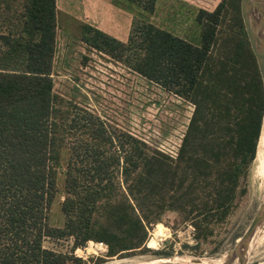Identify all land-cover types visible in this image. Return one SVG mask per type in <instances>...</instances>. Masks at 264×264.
<instances>
[{"label":"trees","instance_id":"1","mask_svg":"<svg viewBox=\"0 0 264 264\" xmlns=\"http://www.w3.org/2000/svg\"><path fill=\"white\" fill-rule=\"evenodd\" d=\"M130 1L154 9L155 0ZM225 2L197 8L199 44L145 19L132 20L125 40L81 24L83 41L192 101L171 158L52 91L54 0H21L11 16L16 29L0 30V264H83L73 250L87 239L103 241L109 256L142 250L164 208L188 220L197 238L226 216L254 155L264 103L238 0H229L237 31L226 36L225 50L210 49ZM63 146V221L53 225L48 213Z\"/></svg>","mask_w":264,"mask_h":264},{"label":"rangeland","instance_id":"2","mask_svg":"<svg viewBox=\"0 0 264 264\" xmlns=\"http://www.w3.org/2000/svg\"><path fill=\"white\" fill-rule=\"evenodd\" d=\"M90 1V5L87 1L84 6H81L82 3L79 5L82 19L75 18V12L68 13L65 6L58 11L60 19L57 25L55 22L50 73L52 91L136 136L148 149L174 158L193 109L192 101L145 78L123 60L83 41L80 37L81 24L88 21L86 9L89 7L96 11L94 14L98 21L95 22L101 30L110 35V32H114L122 40L127 37L132 20L145 19L199 44L201 23L196 20L197 8H209L213 0H155L152 12L142 10L130 0ZM20 3L21 0H0V30L16 29V19L11 16L21 8ZM252 15L254 19L255 16L258 18L257 12H252ZM237 29L235 11L226 0L220 10L214 31L215 42L211 43L210 49L215 53L225 50L226 36ZM262 118L254 155L242 166L244 174H240L233 202L223 219L209 221L211 232L206 237H195L194 227L188 220L182 219L174 209L164 208L155 222L149 225L142 250L138 248L109 256L99 248L95 252L91 249L86 251L87 247L92 246L90 242L86 245L87 240H92L87 239L82 246L74 248L73 254L79 256L83 264H198L191 258L211 259L214 261L211 264H238L232 249L264 199V177L257 173L256 166V155L264 132V116ZM66 156L67 149L63 146L56 164V192L48 213V220L53 225H61L63 221L59 205L64 195ZM263 219L254 226L246 242L243 264H264ZM69 242L68 239L61 240L57 246L64 248ZM44 244L55 247L54 242L49 240H45ZM168 257L175 258L166 260ZM227 258H230L228 262H223Z\"/></svg>","mask_w":264,"mask_h":264},{"label":"water","instance_id":"3","mask_svg":"<svg viewBox=\"0 0 264 264\" xmlns=\"http://www.w3.org/2000/svg\"><path fill=\"white\" fill-rule=\"evenodd\" d=\"M239 9L244 30L251 50L254 53L257 67L260 73L264 103V0H239ZM252 12H257L258 18H256L255 16L254 19V15H252ZM263 218L264 199L259 205L257 212L252 216L247 227L239 236L238 244L232 249L233 253L237 256L238 264H243L244 251L247 244L246 242L250 234L252 233L254 226ZM194 259L195 258H193V260ZM229 259H224L223 262L227 263ZM166 260H172V257H168Z\"/></svg>","mask_w":264,"mask_h":264},{"label":"crops","instance_id":"4","mask_svg":"<svg viewBox=\"0 0 264 264\" xmlns=\"http://www.w3.org/2000/svg\"><path fill=\"white\" fill-rule=\"evenodd\" d=\"M87 1V4L90 5L91 4V1L90 0H82V2L80 1H77V0H54V3H55V22H56V25L58 24V20L60 19V16H59V13L58 11H62V6H65L66 9H67V12L68 13H71L72 14L75 12L76 15H75V18H81L82 19V10H78L79 9V5H81V3L83 5L81 6H84L85 3ZM94 9V8H93ZM88 11V15H87V24L93 26V27H96L98 29H102L100 28V26L96 23L98 21L97 19V15H95L94 13H96L95 10H92V9H89V7L86 9ZM96 21V22H95ZM86 23V22H84ZM112 33L111 35H113L114 37L118 38V35L114 32H110ZM120 40H122V38H118ZM126 39V38H125Z\"/></svg>","mask_w":264,"mask_h":264},{"label":"bare ground","instance_id":"5","mask_svg":"<svg viewBox=\"0 0 264 264\" xmlns=\"http://www.w3.org/2000/svg\"><path fill=\"white\" fill-rule=\"evenodd\" d=\"M264 130V129H263ZM261 149V152L259 151ZM257 159H258V165L257 166V173L261 176V177H264V132H263V135L261 137V140H260V144H259V147H258V151H257V155H256ZM264 220V219H263ZM89 248L90 250V246L87 247ZM86 248V250H87ZM88 250V251H89ZM160 258V257H159ZM163 258V257H162ZM175 257H172V259H174ZM156 259V258H154ZM199 261H195L196 258L193 260V258H191L190 260H193L195 261V263H198V264H211L213 263L214 261H212L211 259H203V258H197ZM162 260V259H161ZM140 261V260H138ZM153 261V260H152ZM155 261V260H154ZM182 261V260H181ZM162 262V261H161ZM142 263H145L144 260H142ZM106 264H117V263H106Z\"/></svg>","mask_w":264,"mask_h":264},{"label":"built area","instance_id":"6","mask_svg":"<svg viewBox=\"0 0 264 264\" xmlns=\"http://www.w3.org/2000/svg\"><path fill=\"white\" fill-rule=\"evenodd\" d=\"M88 242L91 243V251H94L99 248L102 251H106V244L103 241H92V240H87L86 245H88ZM95 243H98V245H95ZM90 245V244H89ZM84 248H86L85 246H83Z\"/></svg>","mask_w":264,"mask_h":264}]
</instances>
